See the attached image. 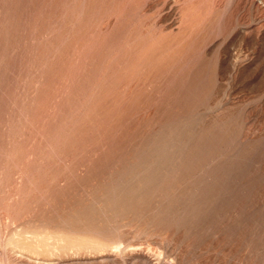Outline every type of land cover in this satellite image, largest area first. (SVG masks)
<instances>
[{
  "label": "rangeland",
  "instance_id": "1",
  "mask_svg": "<svg viewBox=\"0 0 264 264\" xmlns=\"http://www.w3.org/2000/svg\"><path fill=\"white\" fill-rule=\"evenodd\" d=\"M175 127L179 163L112 197ZM98 231L120 247L13 244ZM122 262L264 264V0H0V264Z\"/></svg>",
  "mask_w": 264,
  "mask_h": 264
},
{
  "label": "bare ground",
  "instance_id": "2",
  "mask_svg": "<svg viewBox=\"0 0 264 264\" xmlns=\"http://www.w3.org/2000/svg\"><path fill=\"white\" fill-rule=\"evenodd\" d=\"M176 129H177V127H175V129H173L172 131L165 133L163 136H159V137L153 139L152 141H150L148 146L145 148V150L141 154L142 156H140L139 159H137V161L131 162L130 167L128 166L129 168H126V170L123 169V170H120L117 172V175L115 176V179L113 181L114 193L113 192L111 193L112 197L116 198L117 196H121L124 193L134 195L137 193L141 194V193L147 192V194H148L149 188L151 186L150 184L154 183V181H156V180L157 181L160 180L162 175L164 176V174L168 171V169H171L173 166L176 165V163H179L180 158L182 157L183 153L185 152L184 150L186 149V147H188L189 139L184 138V136L174 135V132ZM104 182H106V181H104ZM157 187H158V185H157ZM160 189H162V188L160 187ZM187 189H185V190H187ZM162 191H164V190H162ZM157 196H159V195H157ZM110 197H108V198H110ZM94 202H95V200H94ZM114 215H116V214H114ZM105 219H107V218H105ZM130 219H132V218H130ZM163 219H164V217H163ZM129 221H131V220H129ZM142 223H140V224H142ZM150 223H152V222H150ZM156 224H158V223H156ZM156 224L154 226H156ZM160 228H162V227H160ZM120 229H122V228H120ZM142 229H144V227ZM139 232H138V234H139ZM142 232H140V233H142ZM97 233H98V236H100V237H99V239H96L95 241L94 240L90 241L91 239H89V240L86 239V240H80L77 242L66 243L64 238H62V237L52 238V237H44V236H39L37 234H34V235H31L28 237H23V238L17 237L14 240L13 244L15 247H18L20 250L29 251L31 253H37L39 251H44V250L50 251V253H51V252L58 249V245H64V247H68L71 249L87 248V249H92V250H96V251H102V250H105L107 248L113 250L115 248L120 247L121 242L119 239H117V238L116 239H106L103 237L104 236L103 231H98ZM153 234H155V233H152V235ZM145 235H146V233H145ZM168 237H169V235H168ZM168 237H167V239H168ZM49 239H53L52 240L53 242L49 243L48 242ZM42 262H44V261H42Z\"/></svg>",
  "mask_w": 264,
  "mask_h": 264
}]
</instances>
